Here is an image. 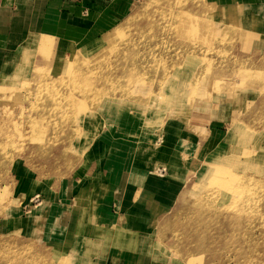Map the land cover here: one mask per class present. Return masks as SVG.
<instances>
[{"label": "rangeland", "instance_id": "obj_1", "mask_svg": "<svg viewBox=\"0 0 264 264\" xmlns=\"http://www.w3.org/2000/svg\"><path fill=\"white\" fill-rule=\"evenodd\" d=\"M153 1L162 2L148 5ZM238 14L212 0H134L129 18L89 50L72 48L56 68H35L24 82L0 87V264H130L123 246L112 261L107 239L93 243L79 235L89 204L92 219L101 220L112 189L99 180L93 192L96 181L80 179L94 168L86 154L92 141H110L108 120L129 111L142 112L148 129L135 140L168 128L182 151L186 135L199 137L200 150L184 149L177 169H153L173 188L164 212L153 214L155 257L191 262L199 241H206L203 251L211 247L213 213L228 204L244 210L241 245L215 246L211 264H264V52L241 31ZM190 112L199 126L187 121ZM222 112L246 113L232 126L220 122ZM225 130L228 144L220 143ZM111 148L102 149L103 158L117 151ZM135 167H129L133 204L160 209L144 180L148 170Z\"/></svg>", "mask_w": 264, "mask_h": 264}, {"label": "crops", "instance_id": "obj_2", "mask_svg": "<svg viewBox=\"0 0 264 264\" xmlns=\"http://www.w3.org/2000/svg\"><path fill=\"white\" fill-rule=\"evenodd\" d=\"M133 2L134 0H0V87L24 82L35 68L45 66L56 68L57 63L72 48L79 52L89 50L92 44L98 42L128 17ZM212 2L238 11L235 20L240 24L241 31L249 35L250 43L257 52H264V0H212ZM42 37L48 44L43 48L40 47ZM128 113L127 118L123 120L120 119L119 112L114 115L117 117L113 121L108 120L109 131L105 134L109 135L110 141H103L101 137L92 141L94 144L86 154L85 164L94 168L91 172H82L80 179L86 181L85 183L96 181L93 192L96 187L98 188L96 184L99 180L108 181L109 184L106 185L112 189L103 203L105 212L101 220L92 219L89 204L79 235L88 242L95 241L93 243L107 239L111 243L106 250L109 251L107 258L112 261L116 259L123 246L129 253L127 261L130 264H168L166 260L158 258L159 256L155 257L151 235L155 225L153 214L164 212L169 199L172 200L173 195L170 191L173 188L169 187L167 178L154 176L153 169L163 167L177 169L178 160L186 155L184 149L200 150L199 137L195 140L194 135L191 137L186 135V140L191 144L183 142L182 151L177 138L169 140L171 129L168 128L166 135L160 130H155L151 132L154 136L144 139L141 136L135 140L131 137H136V134L148 129L143 126L142 112ZM239 113L241 118L246 112H222L219 120L223 125L230 123L233 126L238 120ZM103 115L106 120L107 115ZM229 116L234 119H228ZM187 117L192 126H199L200 122L196 119L195 112H190ZM175 123L173 120L171 125ZM179 123L180 121L176 123L177 128L183 130ZM173 132L178 131L172 130ZM191 132L194 134V131ZM209 132L214 133L216 129L212 127ZM223 132L225 140H221L220 143L225 141L228 144L226 137L229 132L228 130ZM108 147H112L110 151L112 149L117 151L111 153L108 158H103L102 149ZM131 164L137 166L135 169L148 170V176L146 175L144 180L151 182L149 189L154 193L152 196L159 199L160 202L156 203L160 205V209L144 206L141 200L137 201V205L133 204L135 202L132 201V193L135 195L137 190L135 184L129 183V179L135 180V176L129 177ZM74 184L75 182L73 186ZM115 204L123 206L121 209H115L113 208ZM127 205L128 211L124 209ZM78 213L75 223L83 216V210Z\"/></svg>", "mask_w": 264, "mask_h": 264}, {"label": "bare ground", "instance_id": "obj_3", "mask_svg": "<svg viewBox=\"0 0 264 264\" xmlns=\"http://www.w3.org/2000/svg\"><path fill=\"white\" fill-rule=\"evenodd\" d=\"M159 2H162V1H153V2H150L148 5H151V4H158ZM166 4V3H165ZM176 4V3H175ZM161 6V5H160ZM163 6V5H162ZM170 6V5H169ZM156 9V8H155ZM207 9V7H206ZM156 11V10H155ZM173 11V9H172ZM187 11V10H186ZM169 13V11H168ZM177 13V12H176ZM136 14V13H135ZM192 14V13H191ZM164 16V15H163ZM129 18V17H128ZM133 18V17H132ZM167 21V20H166ZM165 21V22H166ZM129 22V21H128ZM177 23V22H176ZM172 28V27H170ZM150 30V29H149ZM152 30V29H151ZM135 32V31H134ZM140 34V33H139ZM153 38V37H152ZM135 46V45H134ZM164 46V45H163ZM216 49V48H215ZM124 52V50H123ZM125 54V53H124ZM233 55V54H232ZM150 56V55H149ZM125 57V56H124ZM74 58V57H73ZM74 59H80L79 57L77 58H74ZM124 59V58H123ZM190 61V59H189ZM71 64V63H70ZM67 64H64V67H66ZM69 66V64H68ZM72 67V66H71ZM64 69V68H63ZM66 69V68H65ZM65 71V70H64ZM67 71V70H66ZM205 71V70H204ZM131 72V71H130ZM45 75V74H44ZM43 76V75H42ZM198 76V75H197ZM116 77V76H115ZM108 78V77H107ZM112 78V77H111ZM46 79V78H45ZM120 80V78H119ZM82 81V80H81ZM46 82V81H45ZM71 82V81H70ZM95 82V81H94ZM107 82V81H106ZM110 82V81H109ZM49 83H53L52 82H49ZM48 83V84H49ZM74 84V83H72ZM38 85V84H37ZM75 85V84H74ZM115 86V85H114ZM76 87V85H75ZM126 87V86H125ZM46 88V87H45ZM81 87H79L80 89ZM83 88V86H82ZM68 89V88H67ZM73 89H76V88H73ZM79 89H77L79 91ZM124 89V88H123ZM72 90V89H71ZM76 90V91H77ZM75 91V90H74ZM89 92V90H87ZM117 91V90H116ZM47 92V91H46ZM49 92V91H48ZM61 92V91H60ZM71 92V91H70ZM68 91V93H70ZM82 92V91H81ZM85 92V91H84ZM83 92V93H84ZM87 92V93H88ZM77 93V92H76ZM91 93V92H90ZM67 94V93H66ZM79 94V93H78ZM55 95V94H54ZM64 95V94H63ZM68 95V94H67ZM66 95V96H67ZM71 95V93H70ZM69 95V96H70ZM72 95H73V91H72ZM81 95V94H80ZM65 96V95H64ZM63 96V98H64ZM68 96V97H69ZM74 96V95H73ZM79 96V95H77ZM86 96V95H85ZM51 97V96H50ZM67 98V97H66ZM65 98V99H66ZM70 98V97H69ZM72 98V96H71ZM55 99V98H54ZM53 99V100H54ZM59 100V99H58ZM67 100V99H66ZM76 100V99H75ZM68 101V100H67ZM73 101V100H72ZM85 101V100H84ZM33 103V102H32ZM60 103V102H59ZM58 105V104H57ZM58 107V106H57ZM56 108V107H55ZM60 108V107H59ZM78 108V107H77ZM36 109V108H35ZM30 111V110H29ZM79 114V113H78ZM54 115V114H53ZM59 115V114H58ZM64 115V113H63ZM30 116V115H29ZM51 117V116H50ZM53 117V116H52ZM51 117V118H52ZM34 119V118H33ZM29 120V119H28ZM45 120V119H44ZM41 119V121H43V123L45 124V121ZM50 120V118H49ZM23 122V121H22ZM56 121H54V125L56 124L55 123ZM36 123V122H35ZM38 125V123H36ZM35 125V124H34ZM37 125H35L37 127ZM33 127V125L31 126ZM10 129V128H9ZM39 129V128H38ZM41 129V128H40ZM32 130V129H30ZM25 131V129H24ZM22 132L23 134L25 132ZM21 133V135H22ZM28 135H31V134H28ZM15 136V135H14ZM25 136V135H24ZM26 137V136H25ZM10 139V138H9ZM24 140V139H23ZM216 174V172L214 173V175ZM208 179V178H207ZM209 188V187H208ZM206 189V188H205ZM245 189V188H244ZM207 190V189H206ZM212 192V191H211ZM202 193V192H201ZM202 195V194H201ZM238 202V201H237ZM224 208H220L219 210H213V217L215 216V219H214V222H213V233L211 234L212 236V239L210 240V242H212V245L210 248H208L207 250H204L202 249V245L204 244V242L206 241H199L197 243V249H196V252L197 253H194V255H191L189 256L188 258H190V261L191 262H185V264H211L210 260H215V257H213L212 255H209V254H214V252L217 251V249H214L215 246H218V245H225L226 247L230 246V245H241V232H242V229H243V221H244V210L242 209L241 206H228V204L225 206H223ZM235 207V208H233ZM230 208V209H229ZM232 210V211H231ZM220 214H219V213ZM233 212L237 215V216H233ZM253 213V212H252ZM216 225V226H215ZM215 226V227H214ZM201 235V234H200ZM199 237V236H198ZM201 237V236H200ZM239 247V248H238ZM235 248L236 251H240L241 247L238 246ZM242 250V249H241ZM205 254H207L208 256H205ZM238 254V253H236ZM240 255V254H238ZM238 260H240V256L237 257ZM243 260V258H242ZM186 261V260H185ZM260 264V261H258L257 259H255V264ZM263 262V261H262ZM261 262V263H262ZM253 262H249L248 264H252ZM240 264H243L242 262H240ZM263 264V263H262Z\"/></svg>", "mask_w": 264, "mask_h": 264}]
</instances>
